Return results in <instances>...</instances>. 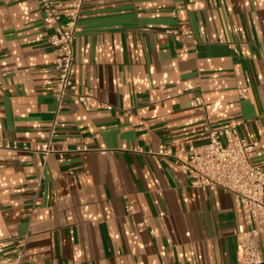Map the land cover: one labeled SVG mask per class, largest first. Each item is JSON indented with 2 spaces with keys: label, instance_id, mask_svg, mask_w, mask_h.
<instances>
[{
  "label": "crops",
  "instance_id": "crops-1",
  "mask_svg": "<svg viewBox=\"0 0 264 264\" xmlns=\"http://www.w3.org/2000/svg\"><path fill=\"white\" fill-rule=\"evenodd\" d=\"M45 16L0 0V144L52 150H0V264H239L235 197L178 160L235 125L264 170V0H85L61 106Z\"/></svg>",
  "mask_w": 264,
  "mask_h": 264
},
{
  "label": "built area",
  "instance_id": "built-area-1",
  "mask_svg": "<svg viewBox=\"0 0 264 264\" xmlns=\"http://www.w3.org/2000/svg\"><path fill=\"white\" fill-rule=\"evenodd\" d=\"M38 1L46 15L44 18L46 28L52 29L48 40L55 49L56 56L54 61L56 81L52 88V96L61 106L69 96L74 75L75 43L81 32L79 20L85 0L71 2L68 11L63 15L58 12L55 0ZM187 37L193 39V32H189ZM77 98L85 109L89 110L92 103L91 94L79 95ZM191 107L206 113L207 105L203 95H195ZM55 124L57 123L54 122V126ZM204 131L206 142L198 146L191 144L187 159L178 160L179 167L193 188L204 192L220 189L235 197L240 216V224L234 231L238 240L239 264H264V170L252 162L253 151L260 143H248L240 136L235 125L213 128L208 123ZM0 150L45 156L52 152L50 143L36 147L28 145L19 147L16 142H5L0 144ZM157 155L162 158L172 156L170 150L164 146L159 149ZM25 260L26 247L23 244L16 251L11 264H26Z\"/></svg>",
  "mask_w": 264,
  "mask_h": 264
}]
</instances>
